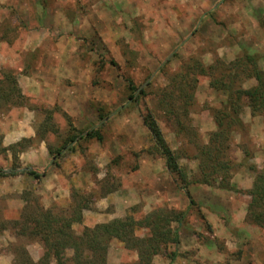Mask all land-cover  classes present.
I'll return each instance as SVG.
<instances>
[{"label": "rangeland", "instance_id": "rangeland-1", "mask_svg": "<svg viewBox=\"0 0 264 264\" xmlns=\"http://www.w3.org/2000/svg\"><path fill=\"white\" fill-rule=\"evenodd\" d=\"M254 64L264 77V0H0V89L14 93L0 102V173L14 171L0 174V264H56L33 230L48 210L79 220L78 242L110 224L87 264H145L141 249L150 264H264V206H249L264 114L237 95ZM44 70L61 85L35 102L18 80ZM28 113L33 136L3 144Z\"/></svg>", "mask_w": 264, "mask_h": 264}, {"label": "trees", "instance_id": "trees-1", "mask_svg": "<svg viewBox=\"0 0 264 264\" xmlns=\"http://www.w3.org/2000/svg\"><path fill=\"white\" fill-rule=\"evenodd\" d=\"M252 77L256 80L255 86L242 90V92L238 91L237 95L239 98V95L245 96L247 98L248 105L251 109V111L254 113L256 111L263 112L264 114V77L262 74L257 70V66L254 64V72ZM230 89V88H229ZM4 89H0V102H7L9 98H13L14 93H6L3 91ZM134 88L132 89V91ZM137 91V90H136ZM18 96H20V92H17ZM186 95V94H185ZM132 97L136 98V96L133 94ZM191 97V95H190ZM1 108V103H0ZM0 111H3L1 109ZM143 123L148 128L152 136L155 138V147L158 150L160 154H162L165 158L166 165L171 171H175L178 169L173 153L169 149V147L166 145L161 130L153 117L152 113H148L145 116H143ZM89 135H92V132L88 133ZM96 136V135H95ZM77 137V135H72L69 139V141H73ZM97 137H101L100 135ZM14 146V145H13ZM5 149V147L3 148ZM50 151V150H49ZM179 170V169H178ZM177 170V171H178ZM23 172L32 175L34 177H39V174L33 170L30 167H26L23 169ZM14 174V171H7V172H1L0 174ZM257 185H255L251 195V202L250 207L253 205L256 207L257 205L261 206V203H263L264 206V175L257 177ZM187 194V193H186ZM262 206V207H263ZM254 215L257 216V218L264 217V207L260 211V213H256V211H253ZM38 221H32L34 222V228L33 230L37 231V234H40V240L43 244V254L41 257V262L45 263L46 261L49 262L48 258H52L55 260L56 264H65V250L67 248H72L74 255L73 258L75 259V264H87L86 259L83 257V252L86 250H89L90 252L96 254L97 252V243L98 240H96V236L98 233V229L101 228V232H109L110 231V224H99L96 226L97 229L95 231L90 228H85L83 232V237H81V241L78 242V238L74 237L70 231L69 228L71 224L75 221L74 219H64L62 216H55L50 213L48 210L46 214L41 216ZM260 222V221H259ZM40 224V225H39ZM23 228H26V225H23ZM114 229V228H113ZM120 228L117 227L115 231H111L109 235H114L121 240H125V237L119 233ZM123 230V229H120ZM24 230L20 232V234L23 233ZM29 232H31L29 230ZM116 232V233H113ZM101 234V233H100ZM81 244V245H80ZM155 250V249H154ZM144 249H141L139 252L140 258L142 261H144L145 264H150L149 255L143 253ZM153 253V252H152ZM151 254V253H150ZM154 254V253H153ZM64 257V258H63ZM28 262L29 258H26ZM149 262V263H148Z\"/></svg>", "mask_w": 264, "mask_h": 264}, {"label": "crops", "instance_id": "crops-1", "mask_svg": "<svg viewBox=\"0 0 264 264\" xmlns=\"http://www.w3.org/2000/svg\"><path fill=\"white\" fill-rule=\"evenodd\" d=\"M50 71H37V72H29L27 76H22L19 78V86L22 90V93L28 96L29 98H33L35 102L49 101L48 97L45 98L47 94L44 90H48L51 86L59 87L61 85V80L56 79L53 81L49 78L48 73ZM48 99V100H47ZM32 114H27V116L22 119L19 118L16 121H13L11 126V133H5L3 140H6L8 144L13 142L14 140H18L22 137H32L33 129L31 127V123L33 122Z\"/></svg>", "mask_w": 264, "mask_h": 264}, {"label": "water", "instance_id": "water-1", "mask_svg": "<svg viewBox=\"0 0 264 264\" xmlns=\"http://www.w3.org/2000/svg\"><path fill=\"white\" fill-rule=\"evenodd\" d=\"M215 6H216V5H215ZM215 6H214V7H215ZM199 22H200V21H199ZM199 22H198V23H199ZM167 58H168V57H167ZM153 74H154V73H153ZM153 74H152L151 76H153Z\"/></svg>", "mask_w": 264, "mask_h": 264}]
</instances>
